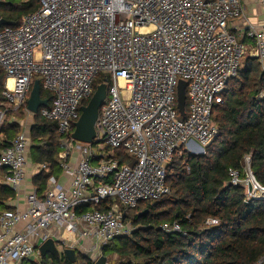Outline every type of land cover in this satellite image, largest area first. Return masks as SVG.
<instances>
[{
    "label": "built area",
    "instance_id": "2783aa9c",
    "mask_svg": "<svg viewBox=\"0 0 264 264\" xmlns=\"http://www.w3.org/2000/svg\"><path fill=\"white\" fill-rule=\"evenodd\" d=\"M258 3L261 18L252 23L243 0H40L18 27L0 29V127L9 110L32 115L27 103L39 79L54 95L51 107L39 113L58 124L65 146L61 169L70 179L65 186L51 176L42 198L34 189L25 209L0 216V264L25 263L52 238L61 258L70 248L96 262L114 240L133 236L138 227L128 212L171 194L166 170L174 158L184 147L205 154L219 136L214 108L224 103L243 60H257L264 74V0ZM102 74L113 83L105 82L95 143L110 152L73 138L82 103ZM180 81L186 83L184 115L178 110ZM21 126L0 153L4 185L17 196L31 165L32 125ZM119 149L130 162L115 156ZM43 170L48 166L35 167L36 174ZM229 184L242 187L247 202H264L250 156L242 171L230 169ZM218 225L217 219L205 222L207 228ZM161 228L187 236L177 221Z\"/></svg>",
    "mask_w": 264,
    "mask_h": 264
},
{
    "label": "trees",
    "instance_id": "16d2710c",
    "mask_svg": "<svg viewBox=\"0 0 264 264\" xmlns=\"http://www.w3.org/2000/svg\"><path fill=\"white\" fill-rule=\"evenodd\" d=\"M39 7L40 0H2L0 20L14 23L9 27L15 28ZM245 59V68H240L228 84L224 103L214 108L213 120L219 136L204 155L184 151L174 158L166 170L171 194L144 209L139 205L135 215L128 212L127 218L138 228L132 237L118 238L104 248L102 257L108 259L107 264H264V202H247L244 189L229 184L230 169L242 171L245 157L250 156L251 169L264 186V98L258 99L264 91V74L256 60ZM4 83L5 75L0 70V103L4 100ZM40 86L42 99L51 107L54 95L43 89L41 81ZM21 130L18 121L3 124L0 153L10 147ZM30 137L31 160L48 166L32 181L42 198L49 178L61 174L59 155L65 151L64 139L58 133V124L40 113L34 116ZM107 150L110 152L109 147ZM114 154L122 163L131 161L127 155L116 151ZM15 199L16 193L0 183V216L14 210L10 204ZM97 208L103 210V206ZM209 219L219 220V225L207 228L205 222ZM174 221L181 224L187 236L162 230L164 223ZM76 252L75 261L66 256L60 259L47 256L41 258V264L98 261Z\"/></svg>",
    "mask_w": 264,
    "mask_h": 264
},
{
    "label": "water",
    "instance_id": "95a60500",
    "mask_svg": "<svg viewBox=\"0 0 264 264\" xmlns=\"http://www.w3.org/2000/svg\"><path fill=\"white\" fill-rule=\"evenodd\" d=\"M14 26V23L0 20V27H9ZM107 97V84L103 83L97 86L94 95L86 106L81 107V115L79 120L75 123V131L73 134L74 140L85 143V144H94L97 137L96 124L99 118L100 109L103 107ZM28 111L34 115L39 113V109L42 107H47L48 101L43 100L41 97V86L40 80L34 82L30 97L28 100ZM186 106V83L180 81L178 86V110L181 115L185 114ZM191 155H196L191 153ZM200 155H204L201 153ZM136 160L134 159L130 166H134ZM145 214V213H144ZM125 238V237H124ZM58 243L53 238L47 240L40 247V255L42 258H46L48 255L53 256L57 259L61 258L62 253L58 250ZM65 256L71 260L75 261L76 250L66 249L64 252ZM107 258L101 257L96 264H107Z\"/></svg>",
    "mask_w": 264,
    "mask_h": 264
},
{
    "label": "crops",
    "instance_id": "0c3cea01",
    "mask_svg": "<svg viewBox=\"0 0 264 264\" xmlns=\"http://www.w3.org/2000/svg\"><path fill=\"white\" fill-rule=\"evenodd\" d=\"M243 1H244V5H245V13H246L247 18L249 19L250 22L256 23L261 18V7L258 3V0H243ZM36 80H39V79H36ZM33 119H34V117L32 118V120ZM21 123H24V122H21ZM29 129H30V127H29ZM28 131L30 134V130H28ZM30 161H31V165L29 167L28 179L22 188V192L18 196L16 195V199L13 202H11V204H10L12 207H14V210L25 209V207H26V196L28 193H30L32 190L35 189L32 181H33L34 177L37 175L36 171H35V167H37L39 165L35 164L31 160V154H30ZM71 161H75V160L71 159ZM1 173L3 176L0 177V183L4 185L3 179H4L6 173L4 170H2ZM55 178L62 185H65V186H68L69 181H70L69 177L67 175H65L62 170H61V174L59 176H55ZM86 245L89 247V243H86Z\"/></svg>",
    "mask_w": 264,
    "mask_h": 264
},
{
    "label": "rangeland",
    "instance_id": "374dc122",
    "mask_svg": "<svg viewBox=\"0 0 264 264\" xmlns=\"http://www.w3.org/2000/svg\"><path fill=\"white\" fill-rule=\"evenodd\" d=\"M1 1L2 0H0V3H1ZM255 60V59H254ZM257 61V60H256ZM245 62H246V59L245 60H243V62H242V65H241V69L242 68H245ZM258 62V61H257ZM256 62V63H257ZM258 64H259V62H258ZM261 69V68H260ZM105 74H102L100 77H98L97 79H96V82H103V83H105L106 82V80H105ZM108 85H111L112 83H113V81H112V79L110 80V81H108V82H106ZM98 84H100V83H95V85L96 86H99ZM101 85V84H100ZM33 88V87H32ZM96 90V89H95ZM31 93V92H30ZM94 93L95 92H93V95H94ZM29 97H30V95H29ZM188 104H189V102H188ZM188 104H187V109H188ZM9 114V115H8ZM7 114V116H6V118L4 119V123H14V122H24V124H25V126H29L30 124H33V120H32V116H34L33 114L31 115V114H29L28 112H26V111H19V112H14V111H10L9 110V113ZM181 118H183V117H181ZM3 123V124H4ZM3 126V125H2ZM2 126L0 127V130L2 129ZM25 126H24V129H25ZM22 130H23V127H22ZM94 149L95 150H100V149H104L105 151H108L107 150V147H106V144L105 143H101V144H98V145H96L95 147H94ZM183 149H186V150H184L185 152H187V147H184ZM189 151V150H188ZM117 152V154H124V155H127L126 154V152L124 151V150H122V149H119V150H117L116 151ZM188 153H190L191 154V152L189 151ZM200 155V154H199ZM75 156V155H74ZM74 156H73V158L72 159H74ZM128 156V155H127ZM130 158H132L131 156H130ZM150 202H148V201H143V202H141L140 203V208L141 209H144V208H146L147 206H148V204H149ZM132 212V214H137L138 212L137 211H135V210H132L131 211ZM69 237V235H68V233H65L64 235H63V238L64 239H67ZM79 250V249H78ZM83 254V253H82ZM81 254V255H82ZM48 256H50V255H48ZM83 256H85V257H88V256H86L85 254L83 255ZM103 256V255H102ZM41 255L40 254H38L37 252H35L34 253V255L28 260V261H26L25 263H23V264H34V263H36V264H41ZM43 259V258H42Z\"/></svg>",
    "mask_w": 264,
    "mask_h": 264
},
{
    "label": "bare ground",
    "instance_id": "6f19581e",
    "mask_svg": "<svg viewBox=\"0 0 264 264\" xmlns=\"http://www.w3.org/2000/svg\"><path fill=\"white\" fill-rule=\"evenodd\" d=\"M9 115V114H8Z\"/></svg>",
    "mask_w": 264,
    "mask_h": 264
}]
</instances>
